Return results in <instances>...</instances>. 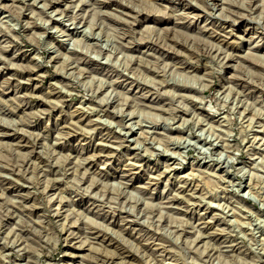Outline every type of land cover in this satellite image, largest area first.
<instances>
[{
	"label": "rangeland",
	"instance_id": "1",
	"mask_svg": "<svg viewBox=\"0 0 264 264\" xmlns=\"http://www.w3.org/2000/svg\"><path fill=\"white\" fill-rule=\"evenodd\" d=\"M0 264H264V0H0Z\"/></svg>",
	"mask_w": 264,
	"mask_h": 264
}]
</instances>
